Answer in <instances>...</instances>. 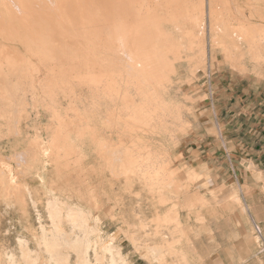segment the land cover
I'll return each mask as SVG.
<instances>
[{
	"label": "rangeland",
	"instance_id": "obj_1",
	"mask_svg": "<svg viewBox=\"0 0 264 264\" xmlns=\"http://www.w3.org/2000/svg\"><path fill=\"white\" fill-rule=\"evenodd\" d=\"M175 1L153 5L163 72L111 46L72 81L110 107L99 124L62 123L69 86L43 68L0 73V264H264V44L256 61L237 38L239 22L264 30V0H205L212 31L185 17L197 0Z\"/></svg>",
	"mask_w": 264,
	"mask_h": 264
},
{
	"label": "bare ground",
	"instance_id": "obj_2",
	"mask_svg": "<svg viewBox=\"0 0 264 264\" xmlns=\"http://www.w3.org/2000/svg\"><path fill=\"white\" fill-rule=\"evenodd\" d=\"M177 3L181 4L175 0H0V73L7 71L11 75L27 78L38 76L43 68L44 73H50V82L53 80L55 87L69 86L68 107L73 116H66L62 123L99 124L96 116L104 112L108 114L110 107L101 104L95 96L97 90L94 93V89L89 87L87 99L81 87L73 86L72 81L90 80L101 51L106 52L111 46L115 47L117 60L120 58L121 61L124 57L134 59L138 67H143L139 71H151L152 75L163 72L169 62L166 57L171 52L159 50L157 54L161 56V67H154L150 59L156 56L147 46L155 42L158 26L161 34L171 32L166 31L154 6L160 10L168 4L175 6ZM236 8L241 13V7ZM205 15L209 18L212 31L211 4L208 6L207 3L205 9V0L195 1L185 17L201 28ZM174 18L170 15L171 23ZM237 33V38L254 50L251 55L254 60L259 61L261 55L255 49L258 43L264 44V30H257L254 26L248 30L240 27ZM196 56L202 58V51ZM202 63L201 59L197 61L198 65ZM169 71L176 73L177 68L176 72L175 69ZM5 85L8 86L9 82L4 83L0 77V88L7 89ZM52 87L50 83V93ZM166 102L176 109L173 101ZM156 120L154 128L165 122L164 118ZM154 128L149 129L151 135L157 132ZM78 134L85 137L83 132ZM77 148L80 150L78 145ZM86 149L82 146L81 153ZM150 155L149 152V158ZM128 169L132 173L138 167Z\"/></svg>",
	"mask_w": 264,
	"mask_h": 264
},
{
	"label": "crops",
	"instance_id": "obj_3",
	"mask_svg": "<svg viewBox=\"0 0 264 264\" xmlns=\"http://www.w3.org/2000/svg\"><path fill=\"white\" fill-rule=\"evenodd\" d=\"M248 24V25H247ZM249 24H251V23H249V22H244V23H241V22H239L238 23V26H241V27H243L244 28V30L247 28V30H248V28L249 27H251V25H249ZM249 26V27H248ZM246 32V31H245ZM21 95V93H19V94H16V97L18 96V97H21L20 96ZM17 109H20V108H18V107H16V105H15V108H13V109H10V110H17ZM4 113H7V112H4ZM4 116H5V114H4ZM13 118H15V120L14 121H16V119H17V116L14 114L12 117H11V121L13 120ZM18 123H19V125H20V128H23V125H22V116H20L19 117V121H18ZM0 126L1 127H3L4 128V122L3 121H0ZM19 127V126H18ZM107 135V134H106ZM102 136V135H101ZM104 137V136H103ZM108 139H110V140H113V137L112 136H110V137H108ZM104 139L101 137L100 138V141H103ZM199 146V145H198ZM102 169H103V167H102ZM106 171V173H108V174H105V173H101V175H103L105 178H110L109 179V181H111L112 183L114 182V179L112 178V176L113 175H111L110 173V170L109 169H106L105 170ZM102 172V171H101ZM116 181V180H115ZM117 182V181H116Z\"/></svg>",
	"mask_w": 264,
	"mask_h": 264
},
{
	"label": "built area",
	"instance_id": "obj_4",
	"mask_svg": "<svg viewBox=\"0 0 264 264\" xmlns=\"http://www.w3.org/2000/svg\"><path fill=\"white\" fill-rule=\"evenodd\" d=\"M256 233H257L258 235H260V233H261L258 227H256Z\"/></svg>",
	"mask_w": 264,
	"mask_h": 264
}]
</instances>
